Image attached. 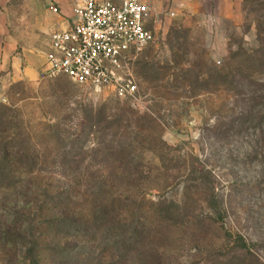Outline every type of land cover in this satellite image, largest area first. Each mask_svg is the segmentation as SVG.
Masks as SVG:
<instances>
[{"label": "rangeland", "instance_id": "1", "mask_svg": "<svg viewBox=\"0 0 264 264\" xmlns=\"http://www.w3.org/2000/svg\"><path fill=\"white\" fill-rule=\"evenodd\" d=\"M148 4L134 97L0 73V264H264V0Z\"/></svg>", "mask_w": 264, "mask_h": 264}, {"label": "built area", "instance_id": "2", "mask_svg": "<svg viewBox=\"0 0 264 264\" xmlns=\"http://www.w3.org/2000/svg\"><path fill=\"white\" fill-rule=\"evenodd\" d=\"M151 19L148 0H78L70 26L51 34L45 76L134 97L131 63L155 39Z\"/></svg>", "mask_w": 264, "mask_h": 264}, {"label": "crops", "instance_id": "3", "mask_svg": "<svg viewBox=\"0 0 264 264\" xmlns=\"http://www.w3.org/2000/svg\"><path fill=\"white\" fill-rule=\"evenodd\" d=\"M77 1L0 0V73L15 81L37 80L44 75L51 34L70 26ZM242 1L175 0L186 8L220 9L216 16L226 15L224 8L241 7Z\"/></svg>", "mask_w": 264, "mask_h": 264}, {"label": "trees", "instance_id": "4", "mask_svg": "<svg viewBox=\"0 0 264 264\" xmlns=\"http://www.w3.org/2000/svg\"><path fill=\"white\" fill-rule=\"evenodd\" d=\"M216 79H226L228 78V75H222L221 73H214ZM246 245V244H245Z\"/></svg>", "mask_w": 264, "mask_h": 264}]
</instances>
